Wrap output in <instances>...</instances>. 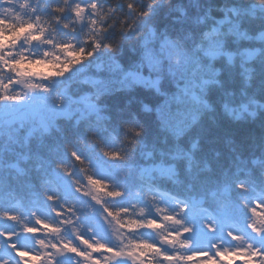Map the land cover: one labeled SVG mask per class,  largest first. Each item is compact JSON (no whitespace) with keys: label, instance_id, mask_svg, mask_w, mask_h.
<instances>
[{"label":"clouds","instance_id":"1","mask_svg":"<svg viewBox=\"0 0 264 264\" xmlns=\"http://www.w3.org/2000/svg\"><path fill=\"white\" fill-rule=\"evenodd\" d=\"M0 224V264H264V0H0Z\"/></svg>","mask_w":264,"mask_h":264},{"label":"trees","instance_id":"2","mask_svg":"<svg viewBox=\"0 0 264 264\" xmlns=\"http://www.w3.org/2000/svg\"><path fill=\"white\" fill-rule=\"evenodd\" d=\"M215 2L217 4H219L222 2V0H215ZM214 14L218 15V13H214ZM167 23H169V21H162L160 26H164V24H167ZM176 27H179V26H176ZM129 58L134 59V57H129L126 54L125 63H128ZM218 95H219L218 92L213 94V100L214 101L216 100ZM136 96L140 99L147 101L150 104H153V105H155L159 102V98L153 96L151 93H145L143 91H138L136 93ZM126 99H128V97L121 95V96L114 97L112 99V101H110V103L113 104L114 108L115 107L123 108L124 102ZM132 107H133V109H138V104H133ZM217 108H218V105H217ZM145 122L148 125V138L149 139H151L153 135H159V133L157 132L156 124L153 121V118H151V117L145 118ZM208 126H209V128L212 129V134L214 136L221 135L224 132V129H227V132L229 134L235 133V135L237 136V139H239V140H246L248 137H250V135L253 133V131H258V130H255L252 126H248V125H238V126L224 125L219 130L215 129L211 124H209ZM2 226L3 225L0 224V227H2Z\"/></svg>","mask_w":264,"mask_h":264}]
</instances>
